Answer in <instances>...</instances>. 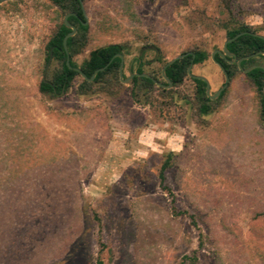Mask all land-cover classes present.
I'll return each instance as SVG.
<instances>
[{
  "label": "rangeland",
  "instance_id": "obj_1",
  "mask_svg": "<svg viewBox=\"0 0 264 264\" xmlns=\"http://www.w3.org/2000/svg\"><path fill=\"white\" fill-rule=\"evenodd\" d=\"M82 4L89 38L72 61L120 44L124 78L139 57L162 83L164 63L197 50L211 56L226 28L264 36V0ZM65 15L48 0L0 4V211L11 225L0 264H264V120L250 81L235 72L207 115L190 77L138 90L139 102L121 81L111 94L80 95L79 78L42 94L46 45ZM58 68L51 61L47 77ZM191 73L211 95L225 83L210 57ZM168 154L173 197L158 178ZM51 189L64 195L66 228Z\"/></svg>",
  "mask_w": 264,
  "mask_h": 264
},
{
  "label": "trees",
  "instance_id": "obj_2",
  "mask_svg": "<svg viewBox=\"0 0 264 264\" xmlns=\"http://www.w3.org/2000/svg\"><path fill=\"white\" fill-rule=\"evenodd\" d=\"M52 3L59 11H61V15H65L68 13H73V16L68 18V23L73 25L76 28V33L72 37L67 39V48L68 53L65 52L63 47V39L65 35H67L71 30L65 27L64 20L58 25L54 34L49 39L46 45V55H45V63L47 64L50 53L52 54V61H55L59 64V68L51 74L50 79L45 77V81L41 80L39 85V91L42 94H49V96L55 97L57 94L65 92L73 85V82L76 78L81 79L80 84L78 85L77 92L80 95L87 93H98L103 92L106 94L109 93L112 89L117 88L120 84V79L118 75V69L120 65V58L118 55L123 56V48L124 46L120 44H110L103 47H99L97 49L92 50L88 58L80 65L77 66L72 58L75 55H79L88 43L89 36V25H85V16L83 14V10L80 5L79 0H48ZM85 0H82V2ZM239 33H245L239 38L235 39L234 42L227 45L228 52L234 54L238 59L246 56L253 55L258 52H264V36L261 35L256 29L250 25L240 24L237 27L226 28L225 36L226 39H230ZM193 58V66L203 64L209 57L206 51L197 50L194 51ZM67 56L70 58V67L66 65ZM124 57V56H123ZM263 55L255 56L249 60H245L241 63V67L243 69H247L253 65H261L259 62L260 58L262 59ZM191 55L186 56L183 59L176 60L165 70V77L171 82L172 87H176L183 83L184 79L189 77L187 74V69L191 63ZM135 62L138 63V68L136 69L137 74H142L143 71L141 69V58H135ZM215 62L222 65L224 70L229 76V79H232L236 73H242L245 78L250 81L252 84L255 93L259 96V117L264 120V69L256 68L251 70L249 73L244 74L236 64H230L228 61L232 60L231 58L222 59L219 55H215ZM167 63V62H166ZM164 63L162 67L166 64ZM107 66V67H106ZM105 68L104 71L97 73L92 82H88L83 79L80 74L74 71L72 68H78L80 71L86 76V78H90L92 74L101 68ZM236 72V73H235ZM193 75V74H192ZM151 76V75H150ZM124 77V76H123ZM162 79V74L160 76ZM152 79H155L159 82L154 76H151ZM191 78V77H190ZM164 80V79H163ZM195 89H196V99L199 103L198 105V113L201 115H207L213 111V104L216 102L210 100L206 95V83L199 79L191 78ZM132 83V90L130 92V96L134 102H139L140 97L137 93L138 90H148V93H151L153 89H160L163 87H156L152 80L137 77L135 76ZM161 83V82H159ZM162 85L167 86V82L164 81L161 83ZM224 85V84H223ZM222 85V86H223ZM226 90H224L218 100L223 98ZM150 97L147 98L149 100ZM217 100V101H218ZM171 154H168L167 157L163 160L160 171L158 174V178L160 184L163 189L173 197L171 190L165 185L166 178L165 173L170 168L172 163ZM54 184L56 182L52 181ZM54 189H51L50 196L53 198L52 202L54 204V213L58 218L61 219V224L64 228L68 226L66 220H68L67 212L64 208V195L59 194ZM174 208V207H173ZM175 210V209H174ZM8 214L6 211H0V238L7 237L10 234L11 225L9 224ZM76 232V231H75ZM264 258V257H263ZM187 257H183L178 264H185V260Z\"/></svg>",
  "mask_w": 264,
  "mask_h": 264
},
{
  "label": "water",
  "instance_id": "obj_3",
  "mask_svg": "<svg viewBox=\"0 0 264 264\" xmlns=\"http://www.w3.org/2000/svg\"><path fill=\"white\" fill-rule=\"evenodd\" d=\"M7 1H9V0H0V4H1V3H4V2H7ZM79 1H80L81 8H82V10H83V4H82L83 2H82V0H79ZM83 14H84V16H85L84 10H83ZM73 15H74L73 13H68V14H66L65 17H64V25H65V27H67L68 29L71 30L67 35H65V37H64V39H63V47H64V50H65L66 53H68L67 39L70 38V37H72V36L75 35V33H76V28H75L73 25H71L70 23H68V18H69L70 16H73ZM85 20H86V21H85L84 24L87 25L88 22H87L86 16H85ZM244 34H245V33H239V34L235 35L234 37H232V38H230V39H225V40H224L225 42H224L223 45H222V49H221V50L216 49V50H214V51L212 52V54H211V59H212V61H213L218 67H219V69L222 71L223 76H224V79H225V83H224V85H223L219 90H217L213 95L210 94V85H209L208 80H207L206 78L202 77V76H200V77H198V76H194V75H192V73H191V69H192V66H193L192 62H193V58H194V53H193V52H187V53L180 54V55H178L177 57H175V58L171 59L170 61H168V62L164 65V67H162L161 74H162V77H163L164 81L167 82V86L162 85L161 83L157 82L155 79H152L150 75L145 74V73H142V74H132V75H130L129 77L124 78V77H123L124 57H123L122 55H118L119 58H120V65H119V69H118L119 79H120V81H121L122 83H124V84H129V83H131L133 77H135V76H137V77H143V78H147V79L152 80L153 83H154L155 85H157L158 87H163V88L169 89V88L172 87V84H171V82H170V81L164 76V75H165L164 73H165L166 68L169 67V66H170L173 62H175L176 60H180V59L185 58V57L188 56V55H191V57H192V59H191V63H190V65H189L188 69H187V74H188V76L191 77V78H193V79H199V80L204 81V82L206 83V91H205V92H206L207 97H208L210 100H216V99H218V97L220 96V94H221V93H222V92L228 87V84H229V80H230V79H229L228 74L226 73V71H225L224 68L222 67V65L219 64V63H217V62H215V60H214L215 55H219V57L222 58V59L231 58L232 60H229L228 62H229L230 64H236V65L239 67V69H240L244 74H247V73H249L251 70L256 69V68H260V67H261V69H264V66H261V65H253V66H251V67H249V68H247V69H243V68L241 67V63H242L243 61H245V60H249V59H251V58H253V57H255V56H258V55H260V54H261V55H264V52H258V53H255V54H253V55H250V56L242 57V58H240V59H238L234 54H231V53L228 52L227 45L230 44V43H232V42H234L235 39L239 38L240 36H242V35H244ZM51 61H52V54L50 53L49 60H48L47 64L45 65V68H44V71H43V75H42V80H43L44 82H46V81H45V77H46V73H47V70H48V68H49V66H50ZM69 63H70V58H69V56H67V59H66V65H67V67H70V64H69ZM106 67H107V66H106ZM106 67L96 70V71L92 74V76H91L90 78H88V79H87L86 76L80 71V69H78V68H72V69H73L74 71L78 72V73L80 74V76H81L83 79L87 80L88 82H92V81L94 80V77L97 75V73L104 71ZM62 93H63V92H62ZM263 96H264V91H263Z\"/></svg>",
  "mask_w": 264,
  "mask_h": 264
},
{
  "label": "flooded vegetation",
  "instance_id": "obj_4",
  "mask_svg": "<svg viewBox=\"0 0 264 264\" xmlns=\"http://www.w3.org/2000/svg\"><path fill=\"white\" fill-rule=\"evenodd\" d=\"M129 70H130V69H129ZM132 74H137V73L135 72V73H132ZM132 74H131V75H132ZM133 78H134V77H133ZM132 80H133V79H132Z\"/></svg>",
  "mask_w": 264,
  "mask_h": 264
},
{
  "label": "crops",
  "instance_id": "obj_5",
  "mask_svg": "<svg viewBox=\"0 0 264 264\" xmlns=\"http://www.w3.org/2000/svg\"><path fill=\"white\" fill-rule=\"evenodd\" d=\"M193 67V66H192ZM192 70V69H191ZM197 76H200V75H197ZM203 77V76H202ZM205 78V77H204Z\"/></svg>",
  "mask_w": 264,
  "mask_h": 264
}]
</instances>
